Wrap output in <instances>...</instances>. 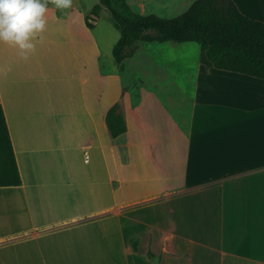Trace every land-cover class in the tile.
Returning <instances> with one entry per match:
<instances>
[{
	"label": "crops",
	"instance_id": "0c3cea01",
	"mask_svg": "<svg viewBox=\"0 0 264 264\" xmlns=\"http://www.w3.org/2000/svg\"><path fill=\"white\" fill-rule=\"evenodd\" d=\"M126 1L173 18L194 0ZM232 1L264 22V0ZM47 12L66 42L44 63L0 42V264H102L114 237L93 226L143 206L117 264H264V78L207 67L195 41L140 40L107 68L86 18Z\"/></svg>",
	"mask_w": 264,
	"mask_h": 264
},
{
	"label": "trees",
	"instance_id": "16d2710c",
	"mask_svg": "<svg viewBox=\"0 0 264 264\" xmlns=\"http://www.w3.org/2000/svg\"><path fill=\"white\" fill-rule=\"evenodd\" d=\"M102 8L109 11L120 32L112 49L117 63L132 56L140 40L195 41L200 44V61L207 67L264 78V22L243 15L232 0H194L173 18L139 14L126 0H99L86 17L89 28ZM105 122L113 137L126 130L120 99L107 110Z\"/></svg>",
	"mask_w": 264,
	"mask_h": 264
},
{
	"label": "rangeland",
	"instance_id": "374dc122",
	"mask_svg": "<svg viewBox=\"0 0 264 264\" xmlns=\"http://www.w3.org/2000/svg\"><path fill=\"white\" fill-rule=\"evenodd\" d=\"M99 2V0H73V6L71 9L67 10L66 12L59 13V14H65L68 12L73 13V19L75 20V23L78 25V29L82 31V27L85 24V18L90 14L92 8ZM50 8V9H49ZM48 10L56 8L50 4V7ZM56 12V11H55ZM57 13V12H56ZM96 19V21H95ZM52 19V15L50 13H46V30L39 34L36 40H34V44H37L38 46V54L34 56L32 59H39L41 58L43 60V63L48 59V55L51 58L52 53L50 50H52V45H55L54 48H56L55 52L58 51V47L56 45L58 44H65V32L63 27L50 26V21ZM95 21V22H94ZM92 22L95 24L94 28L91 29V36L93 41L95 40L97 43H93V52L96 51V49L100 51V55L98 54L97 58L99 60V63L105 64L107 68H110V66L117 67V62L113 58L112 49L113 46L117 40V38L120 35L119 29L115 26L113 19L109 13V11L106 8H102L99 12V15L92 20ZM58 25V23H57ZM59 28V29H56ZM59 46V45H58ZM61 53V52H60ZM54 55H56L54 53ZM60 61L64 60V56H62V53L60 55ZM67 56V55H66ZM66 58V57H65ZM63 59V60H61ZM95 61V59H92ZM98 61L95 63V65L91 66L92 75L94 77V72L99 68ZM97 73H99V69L97 70ZM124 81V79H123ZM76 87L73 89H76V91L81 90L79 87V83L75 82ZM100 81H95L92 83L91 86L88 88L91 89L90 93L94 94L98 93L100 90ZM125 89V88H124ZM81 99H79L78 94L76 97V102L79 104ZM64 105H67L65 103ZM150 209L146 207H140L134 211H131L127 213L130 218L127 217H116L115 215L108 214L107 220L102 224H95L93 226L94 229L98 231V233H104L106 235H113V239H111L108 244V249L106 250V254L102 257V264H117V261H121L124 259L126 261L127 255L122 256L121 252L118 251V246L120 245V241L117 239L119 237L118 234L121 233V224H122V232L123 235H129L132 233H135L136 230L142 229V225H138L137 223L133 222L132 218H139L140 220H147V217L150 215ZM122 221L120 224H117ZM94 225V224H93ZM147 227V226H146ZM102 231V232H99ZM97 233V232H95ZM118 235L117 237H115ZM131 246L134 245V241H130ZM118 251V252H117ZM125 257V258H124ZM126 263V262H125Z\"/></svg>",
	"mask_w": 264,
	"mask_h": 264
},
{
	"label": "clouds",
	"instance_id": "9594fccd",
	"mask_svg": "<svg viewBox=\"0 0 264 264\" xmlns=\"http://www.w3.org/2000/svg\"><path fill=\"white\" fill-rule=\"evenodd\" d=\"M49 4L66 12L73 0H0V42L18 49L27 59L36 50L33 41L46 30Z\"/></svg>",
	"mask_w": 264,
	"mask_h": 264
}]
</instances>
